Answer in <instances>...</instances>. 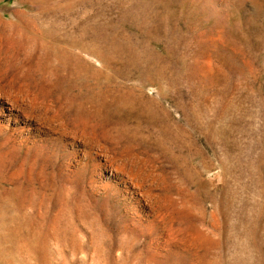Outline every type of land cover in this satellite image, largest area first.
<instances>
[{
	"label": "rangeland",
	"instance_id": "obj_1",
	"mask_svg": "<svg viewBox=\"0 0 264 264\" xmlns=\"http://www.w3.org/2000/svg\"><path fill=\"white\" fill-rule=\"evenodd\" d=\"M0 264H264V0H0Z\"/></svg>",
	"mask_w": 264,
	"mask_h": 264
},
{
	"label": "bare ground",
	"instance_id": "obj_2",
	"mask_svg": "<svg viewBox=\"0 0 264 264\" xmlns=\"http://www.w3.org/2000/svg\"><path fill=\"white\" fill-rule=\"evenodd\" d=\"M118 166V165H117Z\"/></svg>",
	"mask_w": 264,
	"mask_h": 264
}]
</instances>
